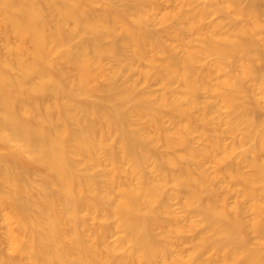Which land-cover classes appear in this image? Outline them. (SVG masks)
<instances>
[{
  "label": "bare ground",
  "instance_id": "1",
  "mask_svg": "<svg viewBox=\"0 0 264 264\" xmlns=\"http://www.w3.org/2000/svg\"><path fill=\"white\" fill-rule=\"evenodd\" d=\"M263 1L186 8L193 0H173L158 18L166 7L158 0H0V264H214L203 256L209 249L220 253L219 264H264V118L241 108L228 120L231 131L244 123L238 143L248 139L249 153L232 155L222 138L204 148L191 143L195 120L205 128L214 108L197 100L203 90L232 112L243 93L264 110ZM216 12L228 23L204 22ZM162 31L171 42L154 34ZM235 54L232 72L215 79L197 65L214 55L218 68ZM148 57L142 74L161 84L160 93L138 89L133 78ZM95 92L100 100L82 98ZM132 114L158 136L143 134ZM212 156L225 165L210 170L204 160ZM101 164V173L91 170ZM233 191L245 202L235 197L230 206ZM174 199L195 210L189 224L179 226ZM82 210L100 223L91 227ZM201 223L193 255L176 254L171 238Z\"/></svg>",
  "mask_w": 264,
  "mask_h": 264
},
{
  "label": "rangeland",
  "instance_id": "2",
  "mask_svg": "<svg viewBox=\"0 0 264 264\" xmlns=\"http://www.w3.org/2000/svg\"><path fill=\"white\" fill-rule=\"evenodd\" d=\"M158 1L162 4V6L166 5V7L162 8L161 10L156 11V12H158L157 13L158 14V18L161 17L162 12L167 11L168 9H170L169 8L170 5H172V4H174L176 2V1L173 2V0H172V2L169 1V0H158ZM179 1L177 0V3ZM181 1H183V0H181ZM200 1L203 2V0H193V3L190 4V5H187L186 8H190V7H193V6H195V7L201 6L203 3H201ZM122 4H123V1L115 2V5H117L119 7H122ZM95 6H96V8H101L100 4H96ZM261 7L264 9V1L261 2ZM212 20L227 24L228 23L227 21L229 20V17L226 16V15L224 16V13L222 15L220 12H216V13L211 14L210 16H208L204 20V22H208V21H212ZM168 23L174 25L176 23V21L174 22V20H172V21H168ZM165 24H167V23H165ZM149 26L153 30L155 29L157 31V29H160L162 26H165V25L162 24V26L161 25L160 26L159 25L158 26L149 25ZM154 34L156 36L162 37L168 43L171 42L170 39L167 40V39L164 38V36H163L164 32L163 31L159 32V33H154ZM201 36H202V33H197V34L191 35V37L197 39V40H195L193 42V47L194 48H199L200 47L198 39L201 38ZM263 48H264V46H263ZM0 49L2 51H4V45H3L2 41H0ZM179 49L182 50V48H180V47H179ZM215 58L216 57L214 55H208L206 57H203L197 64L200 67H203L204 69H211L214 72V76H213L214 79L216 77H218V76L225 75L227 73H231L232 70H233L232 66H231V63L233 61L238 60L239 56L235 54V55H232V56L228 57V59H222V61L220 63V66L218 68L215 67V65H214ZM136 63L137 64L134 65V69H135L134 71H136V73L133 74V78H136L137 81H138L137 88L138 89H145V90H156L158 93H160L162 91L161 84H159L155 80V78H153V77H150L148 79H144V76L142 74V70L143 69H147V68H149L151 66L150 57H148L146 59H142L141 61L136 62ZM246 81L249 84L253 83V80H251V79H247ZM97 83H99V84L104 83V78L103 77H99L97 79ZM203 91H204V93L202 92V94L199 95L197 100L199 102H201V103L202 102H210V103L214 104V108L208 114L209 117H207V120H206L207 125H206L205 128H202V126H204V122H205L204 120H202V119H196L195 120L196 129L192 132V137H191L192 141H191V143L195 147L204 148V147L208 146L212 142V138L213 139L214 138H222L223 141L225 142L226 146L233 150L232 155H234V154L236 155L238 153H249L246 150L249 147L250 143H251L248 139L245 140L243 142V144L242 143L241 144L238 143L239 142V137H240V132L243 130L244 123L242 121L240 123V121H239L237 130L236 131H231L230 124L228 123V120L235 119V118H237V116L240 117L241 113H242L241 108H242V110L246 109V110H250V111H252V109L254 108L255 112H253V113H256L261 118H264V110L261 109V108H257L254 105L253 96L251 94L243 93V94H241V96L239 98V101L237 103L240 107L237 108L234 112H232L231 108H228L221 101V98L215 92H213V91H211L209 89L203 90ZM82 98L83 99H87V100H100L101 99L100 98V92H95V93H91L89 95H84ZM117 101H118V99L115 98V99H113L112 102H117ZM131 120H132V123H133L134 126L141 127V129H142L141 132L143 134L151 135V136H158V129L156 127H154V126H151L149 124V120L148 119H146V118L142 119V118L136 116L135 114H132L131 115ZM162 124L164 126L170 127L171 128L170 130H172V128H174L172 126V124L170 123V121L167 120L166 116L162 120ZM113 143H115V137H112L110 139V144H113ZM157 147H158V149L160 151H164L165 150L164 147L161 144H158ZM177 151L178 152H183L184 151V147H182V146L177 147ZM4 152H5V149L4 148H0V156ZM100 155L102 157V160L105 161L107 159V151H106V149L102 150ZM231 156L228 158V160L231 158ZM234 158L235 157H232L233 160H235ZM214 160H215V158L213 156L210 157V160H204L206 165L208 166V168H210V170H212L215 167V165H218L220 167L225 165V161H223V163H221V164H216ZM152 166H153V163H151V165L149 167H152ZM82 167L85 169L84 165ZM164 169L166 171L170 170V168L167 165L164 167ZM91 170L94 173H97V174L101 173L103 171V164L98 165V166H94V167L91 168ZM243 171L245 173H250L252 171V168L249 165H245L244 168H243ZM120 175L123 177V174L120 173ZM211 186H214V185H211ZM231 187H232L233 190L234 189H239V186H237V185H232L231 184ZM167 190L171 191V186L170 185L168 186ZM236 196H237L236 192L231 193V194L228 195L227 200H228V203H230L229 204L230 206H232L234 204L233 201H234ZM236 198H239L240 200L245 202V200L239 195ZM173 206H174L175 210L178 212V214L180 215V221L181 222H180L179 226L181 227L183 225L189 224V222H190V219H188L189 215H194L195 214V210L190 209V210H188L189 212L184 211L182 206H181V203H180L179 199H174ZM80 214L86 219V221L88 222V224L91 227H95L101 221L100 219L96 218L88 210H82ZM187 214H188V216H187ZM246 214L248 215V216L247 215L246 216L250 218L251 213L247 212ZM199 217L200 216L197 215V216L192 217L191 219L193 220V219H195V218L197 219ZM2 218H3V215H2V213H0V222H1ZM105 220H106L107 223L111 224V223H114L115 218L113 216H109ZM1 227L2 226H1V223H0V238H1L2 232H3V229ZM203 229H204V225L201 223V224H198L197 226H195L193 229L186 230V232L183 233L184 235L178 236L179 233L175 234V236H173L171 238V240H170V244L175 249V253L178 254V255H182L184 257L192 256L193 255V253H192V244L197 240V237L200 234V231H202ZM118 235H121V232L112 233L109 236V241L110 242H114L117 239ZM177 237H179V239L185 237V240L180 242ZM130 247H131V244L127 243V247L126 248L130 249ZM118 253H120V252H118ZM219 254L214 249H209L203 256L205 258H210L214 262V264H219Z\"/></svg>",
  "mask_w": 264,
  "mask_h": 264
}]
</instances>
